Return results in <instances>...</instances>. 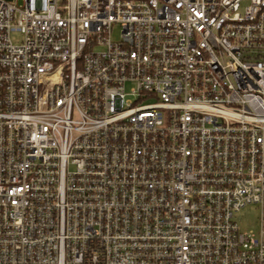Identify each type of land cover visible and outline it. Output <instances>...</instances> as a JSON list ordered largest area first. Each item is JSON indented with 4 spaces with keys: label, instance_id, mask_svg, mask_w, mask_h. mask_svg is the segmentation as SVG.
<instances>
[{
    "label": "built area",
    "instance_id": "obj_1",
    "mask_svg": "<svg viewBox=\"0 0 264 264\" xmlns=\"http://www.w3.org/2000/svg\"><path fill=\"white\" fill-rule=\"evenodd\" d=\"M251 204L264 0H0V264H264Z\"/></svg>",
    "mask_w": 264,
    "mask_h": 264
},
{
    "label": "rangeland",
    "instance_id": "obj_2",
    "mask_svg": "<svg viewBox=\"0 0 264 264\" xmlns=\"http://www.w3.org/2000/svg\"><path fill=\"white\" fill-rule=\"evenodd\" d=\"M22 2V0H19ZM13 40H21V35L18 33L13 34ZM114 39L119 38V28H116ZM131 85H128V89ZM236 219L238 221L240 230L250 231L257 235H260L262 227L264 228V204H251L243 207L239 212L236 213Z\"/></svg>",
    "mask_w": 264,
    "mask_h": 264
}]
</instances>
